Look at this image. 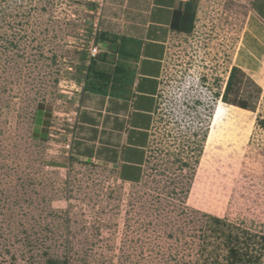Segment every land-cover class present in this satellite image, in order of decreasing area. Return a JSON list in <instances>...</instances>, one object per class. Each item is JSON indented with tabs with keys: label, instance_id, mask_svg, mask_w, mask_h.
<instances>
[{
	"label": "rangeland",
	"instance_id": "rangeland-1",
	"mask_svg": "<svg viewBox=\"0 0 264 264\" xmlns=\"http://www.w3.org/2000/svg\"><path fill=\"white\" fill-rule=\"evenodd\" d=\"M195 2L193 29L167 40L132 183L108 153L79 155L93 135L82 112L101 99L83 90V56L96 31L139 35L151 2L0 0V264H264V24L254 0ZM97 38L112 71L123 59Z\"/></svg>",
	"mask_w": 264,
	"mask_h": 264
},
{
	"label": "crops",
	"instance_id": "crops-1",
	"mask_svg": "<svg viewBox=\"0 0 264 264\" xmlns=\"http://www.w3.org/2000/svg\"><path fill=\"white\" fill-rule=\"evenodd\" d=\"M141 3L150 1L148 10V20H143V29L137 36L127 35L125 37L141 41L140 57L137 62V73L134 85L129 98L122 97H101L99 110L92 109L90 103L82 112L81 122L89 127V134H93L90 139L95 156L107 153L118 164L121 161L120 174L123 166H126L127 177L131 180L140 178L137 168L143 169L145 161V149L148 144L150 130L154 121V113L157 106V94L159 92V79L162 70V61L165 55L166 44L169 36L174 30L171 29L174 11L178 10L189 0H139ZM253 10L259 21L264 24V15L257 13L255 8L261 6L264 11V0H254ZM258 8V7H257ZM145 24V25H144ZM94 95V94H92ZM90 102L93 97L89 96ZM38 116L37 133L43 132L44 117L46 110H41ZM89 111H95L94 113ZM45 130V129H44ZM101 138H106L105 142H100ZM89 147V149H90ZM100 147V148H99ZM111 157V158H112ZM95 157H93L94 159ZM135 169V173L131 167ZM129 180V182L134 183Z\"/></svg>",
	"mask_w": 264,
	"mask_h": 264
},
{
	"label": "trees",
	"instance_id": "trees-1",
	"mask_svg": "<svg viewBox=\"0 0 264 264\" xmlns=\"http://www.w3.org/2000/svg\"><path fill=\"white\" fill-rule=\"evenodd\" d=\"M258 7V8H257ZM255 10L257 13L261 16L264 15V11L262 10L261 6H257ZM196 8L197 4L195 0H189L188 2L184 3L183 6H181L178 10L174 11L173 21L171 22V29L177 32H190L194 27V22L196 18ZM95 40L97 38V42L102 43L104 41H110L112 52L117 54V56H121L123 60L121 62H116L112 66V71H106L104 69H99V65L102 62H105L107 59V56L109 54L103 53L99 56L96 55V57H92L89 59L88 56H83V66L85 67V83L83 90L88 91L91 94L98 95L101 97H122L127 98L131 96V89L134 85L135 77H136V71L134 69H131L126 63L129 60H134L135 62H138L140 57V50L142 43L141 41L133 38L128 37H118V36H112L109 37L108 34L100 32L97 36V31L95 32ZM94 40V41H95ZM113 56V55H112ZM118 56V57H119ZM243 71L240 67L235 66L232 68L230 76L228 78V81L226 83V89L223 93V101L228 103L230 102L229 96L233 92L234 86L238 84L239 75L242 74ZM240 82V80H239ZM234 106H237L244 110H249V102L245 100H235L231 102ZM41 111L40 109L37 110V117L35 120L36 126H38V116L40 115ZM46 115L44 117V129L43 132L39 135L37 132V129L35 130L36 136H38L39 139L45 141L48 138V132L46 131L48 129L49 124V117L50 113L46 112ZM79 153V152H78ZM103 154V153H102ZM80 156L86 157L89 161L95 157L93 147L89 149L86 148L82 152L79 153ZM112 155L108 156V160L112 159L115 161L116 154L114 158ZM133 171L131 173H135V169L133 167L135 166H129ZM138 174L140 175L141 168H137ZM127 169L126 166H123V170L121 172V178L125 181L131 180L130 177H127L126 175ZM141 180L137 177L135 180H131L134 183H138ZM217 223H221L220 220L216 219ZM230 258L235 260H242L241 255L239 254L238 247L232 246L230 248ZM52 264H56L53 261H50Z\"/></svg>",
	"mask_w": 264,
	"mask_h": 264
},
{
	"label": "built area",
	"instance_id": "built-area-1",
	"mask_svg": "<svg viewBox=\"0 0 264 264\" xmlns=\"http://www.w3.org/2000/svg\"><path fill=\"white\" fill-rule=\"evenodd\" d=\"M94 44H95V41L93 39L91 47L89 49V59L92 57H96V55H98V48Z\"/></svg>",
	"mask_w": 264,
	"mask_h": 264
}]
</instances>
